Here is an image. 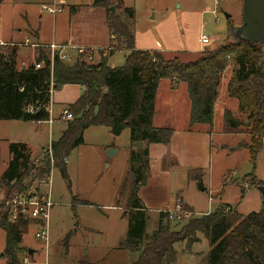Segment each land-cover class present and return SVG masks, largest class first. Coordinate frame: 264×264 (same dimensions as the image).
Returning a JSON list of instances; mask_svg holds the SVG:
<instances>
[{"label": "trees", "instance_id": "obj_1", "mask_svg": "<svg viewBox=\"0 0 264 264\" xmlns=\"http://www.w3.org/2000/svg\"><path fill=\"white\" fill-rule=\"evenodd\" d=\"M106 3L107 0H94L95 5ZM123 13L126 19L108 12L110 35H117L127 51L123 65L118 67L107 65L106 58L114 52L113 48L106 49L107 54L96 63L86 61L83 55H76L70 62L54 56L51 62L49 52L40 48L34 62L24 67L16 66L14 49L9 55L0 51L2 121H48L51 81L53 90L64 85L83 88L79 98L67 106L70 120L51 142L52 157L47 156L35 164L26 144L8 145L10 159L0 175V188L4 186L11 198L13 193L27 189L26 179H46L52 168L58 169L62 178L67 180V158L83 141L85 129L103 126L118 135L128 128L131 145L143 143L141 150L132 151L130 172L133 178L125 203L130 217L125 237L117 246V250L134 258L129 264H172L178 254L176 245L185 242L188 249L199 241L198 234L208 244L204 264H264V199L259 211L246 215L228 204H219L213 212L191 216L179 230L174 229L177 222L171 225L166 212L160 211L155 228L148 233V213L138 196L140 187L150 174L148 145H166L173 134L171 128L153 125L156 91L162 79L169 80L172 86L186 84L190 100V128L198 124L211 126L222 75L231 69L226 94L236 99L237 112L244 118L240 120L227 110L224 126L236 131L244 130L249 136V142L239 146L247 149L255 168L264 139V45L228 40L200 50L194 59L183 57V54L167 57L158 50L136 49L128 21L134 18V11L124 8ZM230 25L228 20L227 32ZM35 63H40L41 67L36 68ZM30 108L33 112H29ZM188 176L201 183V170H192ZM247 176V187L264 185L253 171ZM245 189H242V194ZM183 207L193 212L186 205ZM0 211V229L5 233L2 253L6 258L5 264H21L20 255L27 251L21 246L22 232L31 222L22 216L15 222L9 221L11 206L0 204Z\"/></svg>", "mask_w": 264, "mask_h": 264}, {"label": "rangeland", "instance_id": "obj_2", "mask_svg": "<svg viewBox=\"0 0 264 264\" xmlns=\"http://www.w3.org/2000/svg\"><path fill=\"white\" fill-rule=\"evenodd\" d=\"M93 1L76 0L74 3L78 8V5L94 6ZM59 2L67 1L59 0ZM51 3L52 0H0V37L5 40L12 38L22 41L27 37L31 38L33 31L38 29L41 37L48 40L53 27L52 15L43 12L41 6ZM126 3L132 5L133 2L126 0ZM106 6L108 12L121 16L116 0L109 2ZM111 7L115 8L114 12L109 10ZM132 7L135 11V18L129 30L142 36H153L166 49L160 52L167 57L183 54V57L194 59L199 52L198 37L200 34L210 39V43L204 46L214 47L226 37L228 20L234 26L241 24L242 0H219V5L215 4V0H135ZM68 10L65 6L57 16L64 17L68 14ZM226 15L230 17L227 18ZM65 27H68V23ZM121 44L122 41L120 42L118 36L114 35L109 49H116ZM175 47L185 49L178 52L174 51ZM0 49L5 53L2 48ZM190 51L192 53H189ZM17 53L23 57L30 54V49L20 47ZM104 54L107 52L93 51V58L88 62L96 63L103 58ZM121 56V53H117L109 66L123 65L124 62L115 64V61L121 60ZM75 57L76 55L72 54L71 60ZM16 66L19 67V64ZM230 73L231 69L223 73L219 92L227 83ZM234 101L237 102L236 99L231 98L228 109H233ZM217 108L216 106L214 110L213 129L217 132L214 133L212 139L210 169L202 173L201 183L194 180L193 185L187 188L185 170L178 167L174 171L175 177L170 185L164 186L162 179L151 174L140 189L141 196H146L149 200L161 204L152 209L172 210L177 193L183 191L188 199L195 203V212L188 213L179 222L172 221L171 225L176 222L178 224L174 227L175 230H179L191 216H200L204 212L215 211L219 206L218 199H214L215 196L223 198L221 204L228 203L236 211L246 213L252 204H248L249 195L246 200L249 184L247 175L253 171L258 180L264 181V139L262 150L253 168L247 149L239 146L248 143L249 136L244 130L238 131L234 140L229 134H219L218 131L221 133L230 131L220 128L223 121ZM232 114L240 120L244 118L237 111ZM65 119L70 120V118ZM7 122L0 120V125L3 127ZM2 127L0 126V172L5 169L10 158L8 145L10 141H13L10 140L11 136L14 137L13 139H22L28 144L30 158L38 164L39 160L49 156L44 151V145L50 139H55L59 132L57 124L48 122L39 127L27 123L20 129L15 128L8 131ZM49 129L52 134L48 131ZM219 142L224 144L221 150L217 147ZM40 147H42L41 150H39ZM136 150V143L133 146L130 143L128 128L118 135L112 134L109 128L103 126H91L85 129L83 141L70 152L67 158L68 179H63L58 169L50 170L51 199L54 204L50 209L49 239L45 244L43 240L35 236L37 226L32 223L27 225L23 229L21 242L27 251L20 255V260L22 262L23 258L27 257L28 263L22 262V264H129L134 258H129L126 252L117 250V246L118 242L125 237L129 223L130 215L125 213L124 208L133 178L130 172L133 167L132 151ZM125 179L127 182L124 183ZM38 180L40 178L37 177L26 179L24 184L27 185V189L21 193H13L11 198L16 194L26 192L32 186L36 187ZM203 187L206 188L205 191H202ZM243 188L246 189L242 194ZM248 188H253L252 192L260 194L256 187ZM41 190L44 193L47 186H41ZM11 198L7 196V190L2 186L0 204L8 206L4 202L12 200ZM157 216L156 212L148 214V233L155 228ZM4 240V232L0 229V264L6 263V258L2 255ZM184 244L186 243L183 242L176 246L182 249ZM30 249L34 251L33 257L28 254ZM181 262L182 264H197L192 257L187 255L181 258Z\"/></svg>", "mask_w": 264, "mask_h": 264}, {"label": "crops", "instance_id": "obj_3", "mask_svg": "<svg viewBox=\"0 0 264 264\" xmlns=\"http://www.w3.org/2000/svg\"><path fill=\"white\" fill-rule=\"evenodd\" d=\"M54 1L61 4L63 10L65 6H67L69 10H68V14L65 15L64 17L61 15L57 16V14L52 16L53 27L50 34V38L48 40L41 37V34L39 33L38 29L33 31L32 35H30L32 36L31 38L27 37L22 41H17L12 38H10L9 40H5L2 39L1 37L4 43H7V45L8 44H12V45L3 46L0 48H2L3 51H5L4 53L5 55H9L11 49H14L15 50L14 60L16 64H19V66L24 67L25 65L34 62V59L37 54L36 50L40 49L41 47H33L31 46V44L40 45V46H46L49 44L66 45L68 48V52H73L76 48L79 47L91 48L95 52L97 51L106 52V49L110 48V43L113 36L110 35V31H109L108 10L106 5L93 4L94 6H91L90 4H86L83 6L78 5L77 8V4L74 3V1L76 0H65L67 2H59V0H52V2ZM112 1L115 0H108L106 4ZM116 1L118 5V11H120L121 13V17L126 19L123 13V9L132 8L134 11V8L132 6L134 5L135 0H132L133 2L131 3L132 5L127 4L126 0H116ZM134 18H135V11H134ZM134 18L131 21L128 20L130 25L134 23ZM66 23H68V27H65ZM133 33H134V46L136 49L158 50L162 52L166 50L164 49V47H162L161 43L158 40L154 39V37L151 36L150 34H149L150 37H148L147 35L142 36L136 32ZM26 41H29L28 45H25ZM198 42H199V37H198ZM20 47L29 48L30 54H27L26 56L23 57L19 56V54L17 53V49H19ZM206 47L207 46H204L199 42V49H198L199 51L202 50V48L204 49ZM173 49H175L174 51L181 52L185 48L175 47ZM191 50H193V48ZM6 51H8V53ZM117 53H121L122 56H121V60L115 61V64H119V62H124V59L127 55V51L124 48V46L121 44L116 49H114V52L111 55L107 56L106 61L108 66L109 63L113 61V57H115ZM189 53L192 52L190 51ZM113 67H115V65ZM224 86H222L221 91L218 94L217 100L213 108V121H214V110L216 106L218 107L217 109L222 117L223 125L220 128H225L224 126L225 111L227 110L231 112L237 111V102L235 101L232 103L234 106L232 109L233 111L227 108L228 103H230L231 101V98H229L226 94V90H225L226 84ZM82 92H83V88L78 85H64L58 90H52L50 94V103L48 106V110L50 109L52 112L50 114L51 115L50 117L52 119L51 124H57L59 126L58 127L59 132L56 138L59 136L61 131L65 129L66 124L68 122L67 119L62 118L61 116L62 112L67 109L68 105L73 104L82 94ZM189 111H190V100L188 97L186 84L176 83L172 86L169 80L167 79L160 80L155 97V112L153 116V125L155 127L171 128L173 130V134L170 139V142L166 145L164 144L148 145V158H149V172H150L149 175L152 174L154 177L162 179V184L164 186L170 185L171 180L173 181L175 177L174 171L178 167L185 170V176L187 179L185 183L187 188H189L190 185H193L194 183V180L190 179L188 176V173L190 171L201 170V172L203 173L206 170L210 169L211 153L213 149L212 139L214 133L217 132V130L213 129V122L211 126L198 124L190 128ZM27 123H31L39 127V125L46 122L35 123V122H24L18 120H9L3 127L2 125L0 126L5 131H8L15 128L20 129L21 126ZM48 131L50 132V134H52L50 129ZM229 131H230L229 133L226 132L221 133V131H218V133L221 135L229 134L233 137L232 140H234L235 135L238 134V131L232 129H229ZM13 138L14 137L12 136L10 137V140H13L10 141V143L27 144L22 139L19 138L13 139ZM55 139H50L49 142ZM47 144H45L44 146H46ZM223 145L224 144L219 142L217 145L218 150H221ZM27 147L29 148L28 144ZM42 147H40L39 150H41ZM2 172H0V175ZM259 180L263 181L262 179ZM140 189L138 191V196L148 214H150L151 212H156V214H158V212L160 211L169 210L165 208L152 209L153 207H157L161 204H159L156 201L149 200L146 196H141ZM252 189L253 188L247 187V191H246L247 194L246 200L249 195L250 199L248 200L249 201L248 204L250 205L252 203L251 207L249 206V208L247 209L248 211L246 213L242 214L238 212L242 215H246L252 211H259L262 207V201L264 199V196H262L260 191H259L260 194L258 192H252L251 191ZM205 190L206 188L203 187L202 191ZM215 198H217L218 203L221 204L223 198L221 199L218 196H215L214 199ZM177 202L186 205L187 207L191 208L192 211L195 210V203L188 199L184 191L182 193H177L174 207L177 204ZM205 213H209V212H204L202 214ZM200 235L201 234H198L199 241L193 243L188 249L185 248V244L183 245L182 249L179 246L176 247L178 254L175 262L172 264H182L181 258H183V256L186 255L192 257L197 264L205 263L206 253L208 251V247H207L208 244H206L207 241L202 237V235L201 236ZM204 241H206V243ZM4 245H5V240H4ZM197 258H200V260H197Z\"/></svg>", "mask_w": 264, "mask_h": 264}, {"label": "built area", "instance_id": "obj_4", "mask_svg": "<svg viewBox=\"0 0 264 264\" xmlns=\"http://www.w3.org/2000/svg\"><path fill=\"white\" fill-rule=\"evenodd\" d=\"M215 4L219 5V0H215ZM41 10L49 15H56L63 11V7L61 4L57 2H52L51 4H43L41 6ZM210 39L204 35L200 34L199 42L202 45L208 44ZM29 41H26L25 45H28ZM12 45V44H8ZM7 43H4L0 37V47L8 46ZM33 47H41V49L47 50L50 55L51 62L53 61L54 56H57L62 61H71L72 54L75 55H83L86 61H91L93 58V49L91 48H84L79 47L76 48L73 52H68V48L66 45H56V44H49L46 46L40 45H33ZM36 68H40V63H35ZM52 84L50 83V94L52 92ZM29 112H33V109L30 108ZM49 119L48 122L51 124V110H48ZM62 118H70L67 110H64L61 114ZM41 123V122H36ZM51 142L50 141L44 148L45 153L52 157V149H51ZM47 186V190L43 193L41 190V186ZM51 174L50 177L46 179H40L37 182L36 187H31L29 190L22 194H16L11 198L12 200L5 201L6 205L11 206V212L9 214V221L15 222L19 216L27 218L30 222L37 226V231L35 236L45 242L47 244L49 239V218H50V209L53 206V201L51 199ZM166 212L167 217L171 221H179L183 217H185L190 211L186 210L180 202H177L175 207L172 210L163 211ZM23 262L27 263L28 258L24 257Z\"/></svg>", "mask_w": 264, "mask_h": 264}, {"label": "water", "instance_id": "obj_5", "mask_svg": "<svg viewBox=\"0 0 264 264\" xmlns=\"http://www.w3.org/2000/svg\"><path fill=\"white\" fill-rule=\"evenodd\" d=\"M111 12L115 11V8H109ZM229 18V15H226ZM228 40L235 42L250 41L257 44L264 45V0H242V14L241 24L238 26L230 25L229 31L226 37L220 41L223 43ZM6 65L9 62H5ZM143 147L142 142L136 143L137 150H141ZM257 189L264 196V187L258 186ZM33 250H28V254L32 256Z\"/></svg>", "mask_w": 264, "mask_h": 264}]
</instances>
